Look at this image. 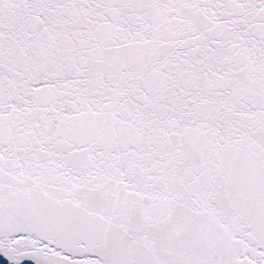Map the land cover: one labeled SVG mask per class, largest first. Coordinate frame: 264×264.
<instances>
[{
	"label": "snow or ice",
	"instance_id": "1",
	"mask_svg": "<svg viewBox=\"0 0 264 264\" xmlns=\"http://www.w3.org/2000/svg\"><path fill=\"white\" fill-rule=\"evenodd\" d=\"M0 264H264V0H0Z\"/></svg>",
	"mask_w": 264,
	"mask_h": 264
}]
</instances>
